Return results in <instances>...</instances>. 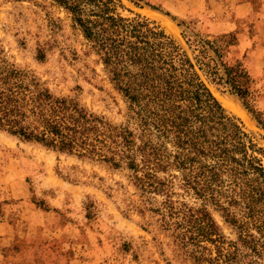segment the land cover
<instances>
[{
    "label": "rangeland",
    "instance_id": "rangeland-1",
    "mask_svg": "<svg viewBox=\"0 0 264 264\" xmlns=\"http://www.w3.org/2000/svg\"><path fill=\"white\" fill-rule=\"evenodd\" d=\"M121 1L128 9L124 16L140 15L160 26L191 57L187 39L221 38L223 62H239L252 82L244 100L225 80L208 86L264 148V129L244 105L264 121V62L237 58L244 25L230 22L228 1ZM254 29L253 23L252 33ZM229 42L235 44L227 46ZM0 53L54 95L128 126L126 98L70 15L51 0H0ZM225 100L239 105L245 116L224 106ZM207 208L218 227L216 243L185 247L146 202L127 167L116 169L0 130V264H264V249H246L224 214L215 206Z\"/></svg>",
    "mask_w": 264,
    "mask_h": 264
},
{
    "label": "trees",
    "instance_id": "trees-1",
    "mask_svg": "<svg viewBox=\"0 0 264 264\" xmlns=\"http://www.w3.org/2000/svg\"><path fill=\"white\" fill-rule=\"evenodd\" d=\"M51 2L70 15L126 98L128 126L54 95L0 53V130L127 167L146 202L185 247L216 243L218 227L207 208L212 205L238 229L246 249H264V148L208 86L225 80L244 100L252 82L239 62H223L221 38L187 39L191 57L160 26L140 15L124 16L128 9L121 0ZM244 105L264 129L259 115ZM187 198L203 206L195 208Z\"/></svg>",
    "mask_w": 264,
    "mask_h": 264
},
{
    "label": "crops",
    "instance_id": "crops-1",
    "mask_svg": "<svg viewBox=\"0 0 264 264\" xmlns=\"http://www.w3.org/2000/svg\"><path fill=\"white\" fill-rule=\"evenodd\" d=\"M232 8L230 22H241L244 31L238 36V59L251 62L258 60L264 62L260 57L264 56V0H227ZM230 14V13H228ZM254 23L256 29L251 32ZM260 58V59H259Z\"/></svg>",
    "mask_w": 264,
    "mask_h": 264
},
{
    "label": "bare ground",
    "instance_id": "bare-ground-1",
    "mask_svg": "<svg viewBox=\"0 0 264 264\" xmlns=\"http://www.w3.org/2000/svg\"><path fill=\"white\" fill-rule=\"evenodd\" d=\"M238 104H239V102H238ZM224 106L233 109L234 111H236V114L238 113L239 116H241V117L245 116L244 115L245 114V111H243L242 109H240V106L239 105L237 106L236 103H234L232 101H226L225 100L224 101Z\"/></svg>",
    "mask_w": 264,
    "mask_h": 264
}]
</instances>
